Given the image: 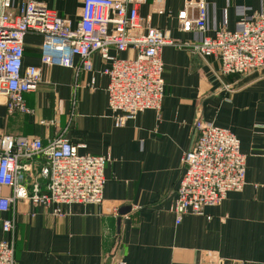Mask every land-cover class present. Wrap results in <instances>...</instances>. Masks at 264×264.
<instances>
[{"label":"crops","instance_id":"obj_1","mask_svg":"<svg viewBox=\"0 0 264 264\" xmlns=\"http://www.w3.org/2000/svg\"><path fill=\"white\" fill-rule=\"evenodd\" d=\"M23 1L14 0V15ZM38 1L70 18L74 27L81 18L82 0ZM134 1L140 18L150 16L151 25L169 32L177 45L202 41L201 33L181 29L178 15L186 0ZM206 3L209 35L222 27L238 30L243 19L264 12V0ZM42 44L40 35L25 36L24 68H40L42 81L36 92L22 95L28 113L10 110L8 98L0 94V137L39 138L44 145L65 138L80 147V154L111 160L102 205H71L59 216L55 207L18 200L10 212L0 213V240L9 238L2 221H16V264H264V69L243 77L221 76L216 57L166 46L161 52L166 88L160 111L140 113L116 128L100 55L92 57L95 73L77 75L73 69L43 65ZM134 56L132 49L118 54L122 59ZM80 62L74 59L75 65ZM197 120L240 139L247 184L203 215H186L178 224L171 209L185 175L183 158L198 140ZM45 162L37 157L32 175ZM40 182L46 192V181ZM11 194L0 189V196Z\"/></svg>","mask_w":264,"mask_h":264},{"label":"built area","instance_id":"obj_2","mask_svg":"<svg viewBox=\"0 0 264 264\" xmlns=\"http://www.w3.org/2000/svg\"><path fill=\"white\" fill-rule=\"evenodd\" d=\"M82 4L74 27L70 18L57 16L45 2L24 0L14 15V0H0V94L8 98L10 110L28 113L22 95L36 92L42 81L40 68L23 65L24 39L29 33L43 37L45 66L73 69L77 75L95 73L92 57L100 55L106 65L103 74L109 78L108 106L116 128L140 113L160 111L166 88L161 52L166 46L189 47L201 57H216L221 76L243 77L264 69V12L243 19L238 30L222 27L209 35L206 0H186L178 15L181 29L201 33L203 39L184 46L177 45L169 32L153 27L150 16L141 19L134 0H82ZM192 11L196 17L190 15ZM129 49L135 51L133 58L118 57ZM76 57L81 61L78 66ZM95 83L93 77L90 87ZM195 128L198 140L183 158L185 175L171 209L178 224L186 215H203L207 207L220 205L229 193L242 192L247 184V156L236 134L202 120L196 121ZM79 149L65 138L44 145L39 138L0 137V189L12 192L0 196V213L10 212L18 200L55 207L59 216L71 205H102L105 169L111 158L83 155ZM37 157L46 162L32 175ZM40 179L46 181V192ZM2 230L9 238L0 240V264H16L15 219H4Z\"/></svg>","mask_w":264,"mask_h":264}]
</instances>
